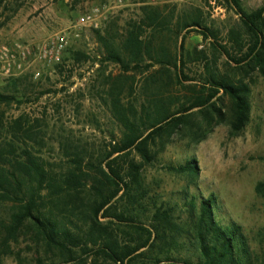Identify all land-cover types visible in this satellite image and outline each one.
Here are the masks:
<instances>
[{"label": "rangeland", "instance_id": "1", "mask_svg": "<svg viewBox=\"0 0 264 264\" xmlns=\"http://www.w3.org/2000/svg\"><path fill=\"white\" fill-rule=\"evenodd\" d=\"M240 1L247 10L264 4V0ZM146 2L165 4L166 13L173 11L174 20L177 15L189 11L200 14L203 26L212 30L217 38L215 41L213 37H204L199 27H189L182 32L184 47L179 52L184 59L183 75L186 79L182 83L174 81L164 91V98L172 95L183 99L192 94V88L200 89L207 75L208 62L221 74L241 77L235 63L228 60L220 47L214 49L212 45L214 41L230 48L236 56L229 32L234 28L245 36L239 15L225 0ZM139 6V0L0 1V46L19 44L29 53L20 74L6 79L0 77V92L14 95L21 103L2 104L0 110L5 113L7 121L20 114L29 116L35 132L43 139V145L39 146L47 161L57 162L63 157L61 142H69L82 148L86 155L92 153L96 156L108 150L110 141L117 137L119 128L103 99L107 98L105 91L109 86L105 83L106 76H116L121 71L114 62H100L96 30L103 34L106 28H110L113 32L123 33L128 24L140 18ZM89 13L94 14L91 23L84 20ZM94 22L96 25L92 24ZM59 35H64L67 40L59 61L46 62L35 55L38 46ZM171 44L176 46L174 40ZM72 51L83 52L88 58L76 61ZM142 79L143 75H136V91L131 95L123 94L125 100L144 97L140 93ZM246 80L251 89V108L249 120L241 131H231L229 101L225 97L222 122H212L211 127L205 120V111L196 108L172 135L165 133L151 144L152 150L158 152L150 163L142 165L139 185L134 184L130 189L137 200L131 204L120 201L118 210L127 212L133 221L165 236L162 235L163 239L154 237L153 246H148L151 253L138 257L131 264H150L156 256L167 264H199L191 214H198L199 197L205 198L210 193L216 201V220L222 225L233 223L240 226V232L254 254V264L264 260V196L255 190L256 184L264 180V75L255 71ZM122 155L126 166L130 160L141 161L135 149ZM192 159L198 168L196 176L170 169ZM191 197L195 198L192 208L189 205ZM157 210L166 212V216L155 219ZM3 214L1 206L0 216ZM162 227L165 233L160 230ZM118 228L127 230L124 239L130 244L140 235V231L134 228ZM12 247L13 254L6 255L2 264H51L55 260L52 254L43 251L41 244H35L27 235H20ZM94 259L93 255L87 256L85 264H114L103 258Z\"/></svg>", "mask_w": 264, "mask_h": 264}, {"label": "trees", "instance_id": "2", "mask_svg": "<svg viewBox=\"0 0 264 264\" xmlns=\"http://www.w3.org/2000/svg\"><path fill=\"white\" fill-rule=\"evenodd\" d=\"M139 2L140 18L128 24L123 33L110 28L103 34L96 30L100 62H114L121 71L105 79L109 86L103 102L119 128L108 150L96 156L86 155L82 148L61 142L63 157L49 162L41 153L43 139L35 132L29 116L20 114L7 121L0 110V207L4 209L0 216V264L6 255L13 254L12 246L22 234L54 256L51 264H85L89 255L95 261L103 258L114 264H131L151 253L148 246H153L152 239H163L165 234H156L118 210L120 201L131 204L137 200L130 189L139 185L142 165L150 163L158 152L152 150L151 144L165 133L172 135L196 108L205 111V120L211 127L222 122L225 97L229 101L231 131L238 133L247 124L251 89L246 79L255 71L264 75V4L247 10L240 0H225L239 15L245 36L234 28L229 32L236 56L230 48L214 41L212 45L214 49L220 47L235 63L241 77L221 74L206 61L207 75L200 89L192 88V94L181 99L172 95L164 98L163 93L174 81L182 83L186 79L179 52L184 47L182 32L199 27L204 37L215 41L216 34L203 26L200 14L189 11L174 20L173 11L166 13L165 4ZM179 36L182 39L178 44ZM72 55L76 61L88 58L80 51H72ZM137 74L143 75L140 93L144 97L125 100L123 94L136 91ZM12 101L21 103L14 95L0 92V105ZM130 149L137 151L141 161L130 160L126 166L122 154ZM170 169L189 176L198 174L194 159ZM255 190L264 196V180L256 184ZM191 198L192 208L195 198ZM215 203L212 193L199 197L198 214H191L199 264H254V254L240 226L222 225L216 220ZM165 214L157 210L154 218L161 220ZM119 226L134 228L140 235L130 244L124 239L127 230ZM160 230L165 233L164 227ZM145 247L147 252L142 250ZM162 261L156 256L150 264H167Z\"/></svg>", "mask_w": 264, "mask_h": 264}, {"label": "built area", "instance_id": "3", "mask_svg": "<svg viewBox=\"0 0 264 264\" xmlns=\"http://www.w3.org/2000/svg\"><path fill=\"white\" fill-rule=\"evenodd\" d=\"M94 14H86L84 20L89 23L94 21ZM96 25V22L92 23ZM67 43L64 35L56 36L55 40L47 42L43 46H38L35 55L46 62L59 61L60 56ZM28 51L23 46L16 44L14 46H0V77L10 78L20 74L24 70L25 63L28 59ZM37 74H35L36 76Z\"/></svg>", "mask_w": 264, "mask_h": 264}]
</instances>
